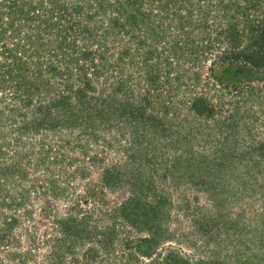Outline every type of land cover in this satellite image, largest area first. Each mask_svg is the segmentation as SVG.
I'll return each instance as SVG.
<instances>
[{"label": "trees", "instance_id": "trees-1", "mask_svg": "<svg viewBox=\"0 0 264 264\" xmlns=\"http://www.w3.org/2000/svg\"><path fill=\"white\" fill-rule=\"evenodd\" d=\"M69 197L52 264L92 232L119 264H264V0H0V247ZM212 229L222 261L178 246Z\"/></svg>", "mask_w": 264, "mask_h": 264}, {"label": "rangeland", "instance_id": "rangeland-1", "mask_svg": "<svg viewBox=\"0 0 264 264\" xmlns=\"http://www.w3.org/2000/svg\"><path fill=\"white\" fill-rule=\"evenodd\" d=\"M29 136L30 137L22 139L20 147L23 145V151L27 153L26 150L29 149V146H33L31 151L33 153H28L29 159L32 160L38 156L36 151L38 150L39 146H37L35 141L37 142L40 140L44 143L50 142L49 135L46 136L41 133H37L36 135ZM31 163L33 162L31 161ZM243 196L244 197H242V199L239 201L240 204L233 206V209L231 208L232 210L227 213L228 218H232L240 212L242 215H245L249 218L251 216L250 214L252 209L255 212L257 202L260 200L258 194L253 193ZM68 199L69 200H67V198L65 200L62 198L54 200L51 199V210L47 211L48 216H44L42 213V210L44 209L43 207L41 210H38L40 205L37 202H33L31 205H29V203L25 204V206H30L33 209L31 219L24 221L22 220L20 226L12 230L11 234H13L16 237L15 239L18 241L16 244L13 243L6 246L3 245L2 248L0 247L1 264H52L56 256L55 253H57L59 250H65L66 244H68L66 241L62 242V240H60L61 233L54 222V219L65 216L69 212L68 205L71 200L70 197ZM252 200L255 201L253 204L250 203ZM88 207L89 209L86 211H88L89 214H92L90 219L91 224L96 223L100 225L101 222L108 223V221L105 220V217H102V215L98 213H102L103 210H97L96 205L92 210L90 206ZM86 208L87 207L84 209ZM90 210L93 213L90 212ZM100 217H102V219ZM253 221L256 220L251 217L250 222ZM92 234L93 232L89 234L90 237L88 238L85 237L84 239H81L80 237V240L70 248L76 253V255L73 256L70 251L65 252L63 260L60 264H74L72 261L74 258L77 260L76 264H119L120 259L124 258L120 254L119 243L116 241L111 245L108 244L105 247H102L99 242L95 241L99 235L92 237ZM233 237H237L238 241H242L244 238L241 234L234 235ZM231 239L232 238L229 237L225 240L223 233L216 235V231L212 229V238L209 240V242H204L203 244L200 243V240H197L195 244H191L190 246H188L186 242H181L178 246L187 255H191L193 257H198L199 255L202 257H208L212 254L218 257L219 261H222L220 260V257L225 256L224 254H227L228 256L234 250V241ZM79 242H81V244H79ZM90 247H95L98 250L97 255L92 254V251L89 253L88 249ZM111 247H114L113 252L109 251V249L111 250ZM251 253L255 254L256 252L252 250ZM21 258L24 259L23 263L20 262ZM230 259L234 258L231 257ZM147 260V258H142V263H145Z\"/></svg>", "mask_w": 264, "mask_h": 264}]
</instances>
